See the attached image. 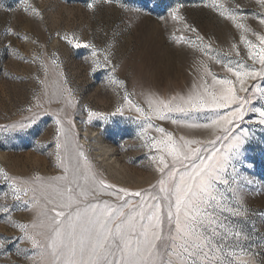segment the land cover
<instances>
[{
    "label": "rangeland",
    "instance_id": "rangeland-1",
    "mask_svg": "<svg viewBox=\"0 0 264 264\" xmlns=\"http://www.w3.org/2000/svg\"><path fill=\"white\" fill-rule=\"evenodd\" d=\"M216 3L222 6L219 10L213 8V0H113L110 4L104 0H0V264H50L47 253L42 256V250L34 249L29 240L16 239L23 235L17 225H28L31 233L34 224L43 223L44 227L35 231H46L48 221L42 211L45 207L60 210L50 197L62 187L67 174L62 156L65 131L76 144L78 159L88 163L95 178L115 185V190L128 189L125 200L133 204L141 197L132 193L143 190L147 196L159 191V160L153 157L162 152L153 147L154 141L164 139L167 133L177 141L184 136L200 141L199 147L210 154L213 146L208 142L224 134L189 125L210 124L216 112L223 114L224 109L165 113L167 118L161 120L148 114V99L153 93L152 99L177 94L186 97L191 91L202 93L205 85L212 91L213 79L208 72L217 80H235L223 64L247 65L249 70L260 68L258 60L249 58L241 35L259 45L254 33L264 35V25L259 24V14L264 9L256 0ZM235 4L241 6L240 13L232 11ZM177 5H181L183 21L170 16ZM31 7L39 15L32 13ZM225 9L228 11L221 16L219 11ZM230 14L237 15V22L245 24L249 31L237 28L227 19ZM186 25L195 27L203 39H198L197 32ZM88 43L95 45V56L93 48L86 46ZM233 44L239 55L232 50ZM105 55L111 61L106 66ZM93 61H99L100 67ZM113 64L118 65L115 73L111 72ZM111 79L124 83H112ZM247 84L253 90L264 89V80L259 77ZM236 87L239 89L238 83ZM125 92L145 110V116L127 105L122 112H116L117 106L124 104ZM256 97L252 106L259 108L264 101L259 99L258 91ZM89 112L99 115L90 118ZM258 120V113L246 114L239 125L250 134L243 164L237 166L236 173L228 168L223 179L229 183L217 182L216 186V192L223 196V207L235 209L243 204L248 209L247 215L236 216L228 211L219 214L229 229L248 236L238 239L228 235L223 240L224 258L232 264H241L249 250L264 251L259 247L264 243V125ZM20 125L27 127L21 129ZM58 127L63 129L59 139ZM99 141L110 146V158L98 156ZM57 143L61 145L59 149ZM227 144L222 139L215 148L224 151ZM61 162L63 167L59 166ZM13 184L27 189L18 194L19 199ZM94 186L98 196H90L89 202L123 203L107 194L114 189L89 185ZM18 248L23 251L18 253Z\"/></svg>",
    "mask_w": 264,
    "mask_h": 264
},
{
    "label": "snow or ice",
    "instance_id": "snow-or-ice-1",
    "mask_svg": "<svg viewBox=\"0 0 264 264\" xmlns=\"http://www.w3.org/2000/svg\"><path fill=\"white\" fill-rule=\"evenodd\" d=\"M104 2L110 4L113 0ZM256 3L264 9V0H256ZM212 6L217 10L222 7L216 0H213ZM122 7L127 8V5L122 4ZM180 7L181 5H177L171 10L170 16L173 20H184L179 14ZM88 8L92 9L93 4L89 3ZM25 11H28V8H25ZM31 11L39 15L35 7H31ZM225 11L228 9L219 11V14L224 16ZM232 11L240 13L241 6L235 4ZM227 19L244 32L249 31L245 24L237 22V15L230 14ZM259 24L264 25V13L259 14ZM186 27L197 32L191 25ZM254 35L259 41L258 46L246 40L243 34L241 40L248 48L249 58L254 62L259 61V69L252 67L249 70L247 65L233 67L230 63L223 64L222 66L233 74L235 80L227 78L217 80L214 74L208 72L213 79L212 91L205 85L202 93L191 91L186 97L177 94L168 99H152L151 97L155 96L153 93L148 99V114L161 120L167 118L165 113L204 108L224 109L223 114L216 112L215 119H212L210 124L189 125L219 130L224 134L216 135L214 140L208 142L213 146L210 154H207L208 149L199 147L198 140L181 136L177 141L173 139L171 133H167L164 139L153 143V147L159 148L162 152L159 157H153V160H159L157 170L161 173V178L157 181L159 191L155 195L146 196L143 190L136 191L132 195L141 197V201L133 204L130 200H125V196L129 194L128 189L115 190V185H108L104 180H96L93 176L92 184H98L100 189H114L107 194L115 196L117 201L123 203L89 202L90 196L94 198L98 196L95 187L77 185L78 191L71 187L58 190L62 201L59 205L60 210L56 207L51 209L45 207L41 213L48 221L46 231H35L37 227H44L43 223L34 224L31 233L28 231V225L20 224L17 226L23 235L16 239L29 240L34 249L42 250V256L47 253L51 257L50 264H232L231 260L224 258L226 245L223 244V240L228 235L238 239L241 237L248 239V236L241 231L229 229L222 223L219 214L228 211L236 216L247 215L248 209L243 204L235 209L223 207V196L216 192V186L217 182L229 183L223 179L228 168L236 173L237 166L243 164L244 146L250 134L248 129L239 125L244 121L246 114L258 113V122L264 125V103H261L259 108L252 106V101L257 98V91L259 99L264 101V89L253 90V87L247 84L248 80H255L257 77L264 80V35L259 33ZM64 38L67 39L66 36ZM197 38L203 39L198 32ZM73 39L78 41V37L74 36ZM176 42L180 43V40ZM69 43H72V40H69ZM76 46L79 47V43ZM86 46L93 48L95 56V45L88 43ZM231 47L232 50H237L235 44ZM201 51L205 49L202 48ZM104 62L105 66L111 63L109 55H105ZM93 63L100 67L99 61ZM217 63L222 62L217 60ZM117 67L118 65L113 64L111 72L115 73ZM111 82L120 85L124 83L115 79H111ZM237 83L239 89L236 87ZM216 85H219V88H216ZM67 91L71 95V90ZM250 92L251 96L248 95ZM123 99L124 104L118 105L116 112H122L127 105L134 108L140 116L146 115L145 110L134 104L127 92ZM95 115L99 114L89 112L90 118ZM56 123L60 125L61 121L57 119ZM25 127L27 125H20L21 129ZM233 128L237 129L235 133L232 131ZM62 131L61 127L57 128V139ZM157 131L163 133L164 129L158 128ZM222 139L228 141L224 151L215 148V144ZM60 147L61 145L57 143V149ZM201 152L206 155H201ZM80 156L83 157L82 152ZM59 166L63 167V162ZM0 174H3L2 170ZM85 181L88 182V177H85ZM12 187L17 199L21 191H27L17 188L15 184ZM151 187L153 191L156 190L155 185ZM235 195L234 189L233 196ZM3 211L7 213L8 209L5 208ZM2 247L3 244L0 243V248ZM259 247L264 249V243ZM21 251L23 250L17 249L18 253ZM246 255L247 258L241 264H264V259H257L264 256V251L249 250Z\"/></svg>",
    "mask_w": 264,
    "mask_h": 264
},
{
    "label": "bare ground",
    "instance_id": "bare-ground-1",
    "mask_svg": "<svg viewBox=\"0 0 264 264\" xmlns=\"http://www.w3.org/2000/svg\"><path fill=\"white\" fill-rule=\"evenodd\" d=\"M64 135L65 137H64L62 156H64L63 160H65V163L67 165V174L62 179V187L58 188L55 192H53L52 197H50V199L54 200L53 204L55 203V205L58 207L62 202L58 190L61 189L66 190L67 188L71 187L72 189L78 191L79 189L77 188V185H80L81 187H89V185H94L91 182V178L94 176V171L90 168L88 163H86L81 159H78L76 153V144L74 140L71 138L69 132L65 131ZM97 144L99 146L98 147L99 152L97 153L98 156L103 157V160L110 158V154H109L111 149L110 146L107 144L104 145L100 143V141ZM111 168L115 170L113 166ZM85 177H88L87 183L85 181ZM96 186L97 188H99L98 184H96ZM103 191L104 190H100V193H102ZM90 198L91 197H89V200Z\"/></svg>",
    "mask_w": 264,
    "mask_h": 264
}]
</instances>
